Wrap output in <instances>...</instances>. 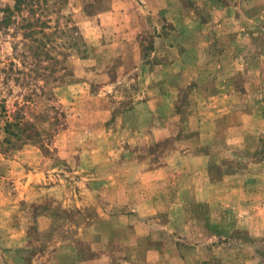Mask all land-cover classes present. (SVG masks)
<instances>
[{
	"label": "rangeland",
	"instance_id": "1",
	"mask_svg": "<svg viewBox=\"0 0 264 264\" xmlns=\"http://www.w3.org/2000/svg\"><path fill=\"white\" fill-rule=\"evenodd\" d=\"M20 9L0 0V264H264V0Z\"/></svg>",
	"mask_w": 264,
	"mask_h": 264
},
{
	"label": "crops",
	"instance_id": "2",
	"mask_svg": "<svg viewBox=\"0 0 264 264\" xmlns=\"http://www.w3.org/2000/svg\"><path fill=\"white\" fill-rule=\"evenodd\" d=\"M226 93H229V91ZM224 94L225 93L221 92L220 95H218L220 97V102H218V104H215L217 109L215 111L216 114L212 115L213 119H215V118L218 119L220 117H224L225 111L228 110L229 100H225V98L223 96ZM227 98L229 99V95H227ZM207 107H210L209 103L207 104L206 109H207ZM226 116H227V114H226ZM261 121H263V120L261 119ZM260 123H263V122H257L255 124V126L257 128H259L261 126ZM245 125H246V123H245ZM236 128L239 129L238 126H236ZM231 129L233 131L235 129V126L234 125L231 126ZM245 129H246V127H244L242 129V131H244ZM235 140H237V138L232 139V142ZM242 178H244V180ZM248 179L251 180V178H249L247 175H243L240 173V174L228 175V177H226L225 180L213 182L211 188L215 189L216 195L219 196L221 194V196H222L219 199H217V201L218 200L221 201V202H217V203H219L217 205V207L219 209H223L225 207V204H226L225 197L226 196L230 197V198H228L230 203L227 205L235 206L234 204L236 202L239 203L241 196L246 194V187L245 186L248 184Z\"/></svg>",
	"mask_w": 264,
	"mask_h": 264
},
{
	"label": "trees",
	"instance_id": "3",
	"mask_svg": "<svg viewBox=\"0 0 264 264\" xmlns=\"http://www.w3.org/2000/svg\"><path fill=\"white\" fill-rule=\"evenodd\" d=\"M27 0H16V7L18 8V10H21L20 8H21V6L26 2ZM5 11L7 12V15H9V16H7L6 15V17H5V19L4 20H7L6 22H7V24H10L11 22H12V16H11V14H12V12L14 11L11 7H7L6 9H5Z\"/></svg>",
	"mask_w": 264,
	"mask_h": 264
}]
</instances>
